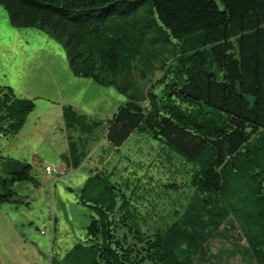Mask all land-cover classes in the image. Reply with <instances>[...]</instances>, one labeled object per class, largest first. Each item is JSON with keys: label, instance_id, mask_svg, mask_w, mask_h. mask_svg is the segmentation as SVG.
<instances>
[{"label": "trees", "instance_id": "16d2710c", "mask_svg": "<svg viewBox=\"0 0 264 264\" xmlns=\"http://www.w3.org/2000/svg\"><path fill=\"white\" fill-rule=\"evenodd\" d=\"M0 6L16 29H37L60 43L75 77L126 95L106 134L113 148L137 132L193 166L189 203L157 215L155 228L146 221L144 231L136 203L155 209L156 202L106 171L93 173L78 192L93 213L87 240L49 264L237 258L264 264V0H0ZM35 109L34 101L0 87V136L22 131ZM62 117L68 163L78 170L88 152L74 135L92 137L102 125L89 124L73 107H63ZM0 161L1 209L24 199L16 184L38 181L29 163L1 150ZM216 241L222 247L214 253Z\"/></svg>", "mask_w": 264, "mask_h": 264}, {"label": "rangeland", "instance_id": "374dc122", "mask_svg": "<svg viewBox=\"0 0 264 264\" xmlns=\"http://www.w3.org/2000/svg\"><path fill=\"white\" fill-rule=\"evenodd\" d=\"M0 87H10L18 97L32 100L36 105L22 131L0 137V150L5 158L32 165V176L38 181V186L16 184L14 191L24 199L0 209V264H49L54 254L65 256L77 244L85 242L86 225L93 213L66 189L70 187L76 194L98 172V167L100 171H109L116 164L114 182L127 183L130 191L138 189L136 196L145 193L143 196L149 202H156L155 209L151 203H136L142 214L139 216L142 231L146 221L155 228L157 215L165 216L189 203L191 164L160 142L137 132L119 149L106 141L110 123L119 106L127 101L126 95L115 87L106 88L91 79L75 77L60 43L37 29H16L2 6ZM63 107H73L89 124L102 125L92 137L74 135L79 147L89 151V160L85 159L82 167L70 175H65L68 143ZM47 167L59 174L48 175ZM59 168L64 172L60 173ZM0 178H3L1 161ZM167 184H176L181 190H165ZM4 193L0 185V195ZM221 247L222 243L216 241L213 252L217 253ZM231 264H241L240 258Z\"/></svg>", "mask_w": 264, "mask_h": 264}, {"label": "bare ground", "instance_id": "6f19581e", "mask_svg": "<svg viewBox=\"0 0 264 264\" xmlns=\"http://www.w3.org/2000/svg\"><path fill=\"white\" fill-rule=\"evenodd\" d=\"M0 137H2V136H0ZM88 152H89V151H88ZM117 153H118V152H117ZM62 156H63V155H62ZM108 156H109V155H108ZM86 159H88V158H86ZM66 160H67V161H66L67 172H66L65 175H70L72 172L77 171V170H73V169L70 167V165H69V163H68V156L66 157ZM88 160H89V159H88ZM126 161H127V160H126ZM94 162H95V161H94ZM104 162H105V161H104ZM89 163H91V162H89ZM99 163H100V162H99ZM99 163H98V164H99ZM95 164H96V163H95ZM98 164H96V166H99ZM82 165H83V164H82ZM92 166H93V165H92ZM115 166H116V167H115ZM81 167H82V166H81ZM81 167H80V168H81ZM100 167H101V166H100ZM111 167H112V166H111ZM80 168H79V169H80ZM98 168H99V167H98ZM98 168H97V170L100 171V170H99L100 168H99V169H98ZM79 169H78V170H79ZM97 170H96V171H97ZM116 170H117V165L114 164L113 167H112V169L109 170V171H106V172H108V174H111V175L114 177V176H115V173L117 172ZM59 171H61L60 173L64 172V170H63V169H60V168H59ZM102 171H103V170H102ZM57 175H58V174H57ZM103 175H104V173H103ZM111 175H110V177H112ZM59 179H60V176H59L58 178H55V182H58ZM87 180H88V179H87ZM86 182H87V181H86ZM63 188H64V187H63ZM55 190H56V189H55ZM66 190H67V192H68L69 194H71L72 196H76V199H79V195H78V194H79V193H78L79 191H77L76 194H75V191L72 190L70 187H68ZM66 190H65V191H66ZM22 198H23V197H22ZM48 199H49V198H48ZM66 200H67V199H66ZM66 200H65V202H66ZM62 201H63V200H62ZM67 202H68V200H67ZM78 204H79V203H78ZM81 204H82V203H80V205H81ZM69 206H70V205H69ZM77 207H78V206H77ZM61 208H62V206H61ZM75 208H76V207H75ZM76 209H77V208H76ZM84 213H85V212H84ZM84 213H83V214H84ZM84 215H85V214H84ZM87 215H88V214H86L85 216H87ZM114 217H116V215H114ZM85 218H86V217H85ZM88 218H89V217H88ZM112 218H113V216H112ZM117 218H118V217H117ZM90 219H91V218H90ZM91 220H92V219H91ZM88 222H89V221H88ZM55 225H56V224H55ZM86 226H88V225H86ZM55 228H56V227H55ZM86 228H87V227H86ZM56 231H57V230H56ZM54 232H55V231H54ZM88 233H89V232H88ZM89 240H91V239H89ZM86 242H87V241H86ZM88 242H89V241H88ZM59 249H60V247H59ZM58 252H59V251H58ZM53 254H54V253H53ZM56 254H58V253H56ZM53 256H54V255H53ZM59 257H60V256H59ZM50 259H51V258H50Z\"/></svg>", "mask_w": 264, "mask_h": 264}, {"label": "built area", "instance_id": "2783aa9c", "mask_svg": "<svg viewBox=\"0 0 264 264\" xmlns=\"http://www.w3.org/2000/svg\"><path fill=\"white\" fill-rule=\"evenodd\" d=\"M46 172H47L48 175H52V174H56L57 173L56 170H53L50 167L46 168Z\"/></svg>", "mask_w": 264, "mask_h": 264}, {"label": "clouds", "instance_id": "9594fccd", "mask_svg": "<svg viewBox=\"0 0 264 264\" xmlns=\"http://www.w3.org/2000/svg\"><path fill=\"white\" fill-rule=\"evenodd\" d=\"M48 168V167H47ZM47 173V172H46ZM59 174V172L56 173V175Z\"/></svg>", "mask_w": 264, "mask_h": 264}]
</instances>
